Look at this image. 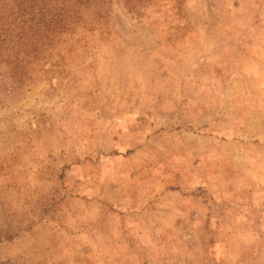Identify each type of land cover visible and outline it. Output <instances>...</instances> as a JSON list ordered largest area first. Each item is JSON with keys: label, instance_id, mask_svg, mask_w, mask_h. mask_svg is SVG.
I'll return each mask as SVG.
<instances>
[{"label": "rangeland", "instance_id": "rangeland-1", "mask_svg": "<svg viewBox=\"0 0 264 264\" xmlns=\"http://www.w3.org/2000/svg\"><path fill=\"white\" fill-rule=\"evenodd\" d=\"M0 264H264V0H0Z\"/></svg>", "mask_w": 264, "mask_h": 264}]
</instances>
